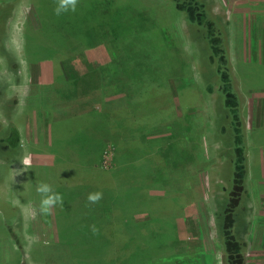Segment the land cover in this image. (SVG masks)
Returning a JSON list of instances; mask_svg holds the SVG:
<instances>
[{"label":"rangeland","instance_id":"rangeland-1","mask_svg":"<svg viewBox=\"0 0 264 264\" xmlns=\"http://www.w3.org/2000/svg\"><path fill=\"white\" fill-rule=\"evenodd\" d=\"M91 1L96 7H109L94 12L87 0L84 6L79 1L75 13L56 16V0H0V264H106L109 255L96 247V253L87 254L76 243L85 239V246L92 247L93 238L86 236V230L93 222L108 219L116 198H111L107 187L77 176L87 174L90 166L94 173L112 170L115 140L102 136L109 123L98 122L103 104L126 110L139 93L132 100L134 118L139 116L145 123L150 110L162 113L147 127L138 122L131 128L118 124L122 129L110 133L156 137L164 141V150L167 136L174 132L177 139L171 138L184 153V159L167 161L165 171L152 174L161 187L149 190L157 197L154 201H161L157 207L161 209L147 207L130 219L140 225V243L160 224L165 232L158 235L170 237L163 251L139 263L201 264V252L209 249L210 256L215 252L221 264H227L225 251L239 246L234 240L225 244L221 240L231 238L232 209L239 204V221L249 220L248 191L258 187L252 174L244 181L248 191L241 172L238 179H231L232 185L226 177L233 159L243 160L247 153L252 164L258 159L260 142L264 144V128L245 132L246 139L260 140L251 145L252 156L250 149L244 151L248 145L233 146L228 127V120L232 125L243 120L246 130V99L254 88L264 87V0H132L130 8L123 6L130 0ZM195 3L204 13L196 11ZM114 6L116 21L96 26L92 37L77 38V32L89 33L90 29L81 28L92 25V20L97 24L99 12L110 13ZM109 27L117 28L119 36L128 31L126 37L142 30L154 32L160 41L155 37L152 42L164 49L156 46L158 55L152 52L150 59L129 64L132 42L141 43L130 38L123 48L118 44L122 38L104 33ZM227 58L229 63L224 61ZM221 73L225 78L232 75L230 85L236 93L222 103L217 93ZM128 77L148 85L140 86ZM222 84L226 91L229 84ZM228 103L238 104L239 114H226ZM93 109L100 112L90 115ZM22 146L31 155L32 168L13 177L22 168ZM41 181L62 194L63 206L28 220L26 205H38L35 187ZM96 191L103 193V199L90 204L86 197ZM162 197L166 201L176 197L178 204L166 203ZM218 208L221 213L228 209L230 218H217ZM219 222H228L226 235ZM245 228L249 234L250 224ZM247 234L245 252L239 256L231 252L235 264H249L248 246L262 250V242L250 240ZM33 235L39 243H28L26 237Z\"/></svg>","mask_w":264,"mask_h":264},{"label":"trees","instance_id":"trees-1","mask_svg":"<svg viewBox=\"0 0 264 264\" xmlns=\"http://www.w3.org/2000/svg\"><path fill=\"white\" fill-rule=\"evenodd\" d=\"M80 2L83 3L86 0H79ZM90 3V9L99 11L103 9L104 7H109L104 5L101 6L98 4V7L93 4L94 1L87 0ZM102 2V1H101ZM99 3V2H98ZM196 4V3H195ZM100 5V7H99ZM133 5L132 0H130L129 3L124 4V8H130ZM121 6L120 9L123 7ZM196 11L199 13H204V8H202V5H197ZM116 6L112 7L115 9ZM119 9V10H120ZM107 11V9H106ZM110 13H100L101 17H98V22L97 24L92 20V25L90 26H85L84 28L81 29H90L89 33H80V37H77L79 39H87L88 37H92L93 30H95L96 26L102 25L105 23V25L112 24L114 21H116V18L118 16V11L110 10ZM93 14V13H92ZM121 17L119 16L118 19ZM117 19V20H118ZM109 29V30H108ZM106 29L107 33L104 32L108 36H115V39L121 40L122 38V44L118 43L121 45L123 48L125 47V42L128 43L130 38H132L134 41H139L141 43L140 46H136L133 42L131 47L130 52H128L129 58L127 59V62L129 64L140 60L144 61L146 59H150L152 55V52H154L156 55H158L159 52L156 51V46L157 44H154L151 40V38H158L160 41L159 37L154 32L148 31V30H142L141 32L135 33L134 36L129 34L128 37L124 36L127 33L123 34L122 36H119V33L117 31V28L113 27L111 30L110 27ZM74 30V29H73ZM75 32V31H73ZM82 35V36H81ZM75 38V40H79ZM91 40V38H89ZM100 39V38H99ZM157 40V41H158ZM157 43V42H156ZM154 47V49H152ZM157 49L161 51L164 49L162 46H157ZM224 52V51H222ZM223 56V55H222ZM224 57V56H223ZM133 61V62H132ZM226 63H229V59H224ZM219 62V64H221ZM128 64V65H129ZM127 65V66H128ZM146 69V68H145ZM130 72H136L134 69H129ZM223 73V72H222ZM218 76L219 82V87L217 89V93L219 94V101L222 103L224 102L227 98L228 95H231L230 93H234V88L230 85L232 84V75H227V78H225L223 75ZM226 73V72H224ZM133 73H131L132 75ZM227 74V73H226ZM130 76V75H129ZM130 80H135L140 86L141 85H148L147 83L140 81L138 82L137 78L133 79L131 77ZM226 82L229 84V87L224 90V85L222 83ZM150 86V85H149ZM207 90L212 92L213 87L212 85L207 86ZM236 94V93H234ZM140 96V93L137 95ZM135 94L133 96L137 97ZM132 99V98H131ZM132 99V100H133ZM132 100L130 101L129 104H127V109L122 110V109H115L109 105V103H104L102 108L103 110V116L98 122H107V133L103 134L102 136L108 137L110 139L115 140V153H114V163L112 164V170H99L98 172L100 173H94V167L90 166V169H88L86 172L87 174L80 175L77 177H80L83 181H85L88 184H95V185H103L109 189V193L111 194V198H116L114 205L111 207V212L109 214L108 219H99V221L93 222L92 225H95L96 228L98 229V232L93 234L91 231V228L89 227L88 230H86V236L88 238H93V241L91 240L92 244H89L92 247H87L85 246L86 240L81 239L78 240L76 245L81 248V251H85L87 254L91 253H96V250L94 247H96L101 254L105 253L106 255H109V260H106V264H140L142 259L147 258V257H152L155 254H159L165 246L167 245V242L170 237L167 238H161L157 232H165V228L163 225H159L158 228L154 231H150L145 237L143 242L140 243V240L142 241V237H139V227L140 225H137L136 222L132 219V215L142 209L152 208L156 212H158L161 208L157 209V207L160 206L161 201L156 200L154 201L153 199L156 197L155 195H152L150 193V188L151 186H154V188H160L161 183L159 179H156L152 177V174L155 172H159L161 170H166L168 168V162L170 161H176L180 159H184V153L180 151L179 148H177L178 142H173L171 137H174L177 139V136H175V133L173 132L172 135L168 137L167 141V149H162L163 144L162 142L164 141H158L154 137H149V139H146L148 136L147 135H142L139 139L137 138H131L126 133H116L113 132L110 133L111 131L117 130V128H121V126H126L127 128L134 127L136 123L138 122L141 124H146L145 127L151 125V120L155 119L156 116L161 114L160 110L156 109L151 113V110L149 113H147V116L150 118L144 123L142 119H138L139 116L134 118V113L131 110L132 106ZM228 106L225 108L226 114H229V116L232 117V115L239 114V109H237V105L235 106L234 104H231L229 106V103L227 104ZM115 106V105H114ZM225 106V103L223 104ZM101 110V111H102ZM100 112L99 110L93 109V113H98ZM153 114V116L151 115ZM156 114V115H155ZM128 116V117H127ZM123 117L125 121L123 122ZM127 117V118H126ZM115 119V121H113ZM228 120V118H226ZM116 120L118 122L116 123ZM234 121V120H233ZM93 122V121H92ZM95 122V120H94ZM120 124V125H118ZM228 127L233 131L232 135V142L233 146H242V149L244 147L245 142L243 139H245V128L243 126V120L241 125L233 124L232 122L228 120ZM242 127V129H241ZM17 137V142H18V135ZM147 136V137H146ZM16 144V143H13ZM246 158V157H245ZM93 160V159H92ZM91 160V161H92ZM90 161V162H91ZM231 170L229 171L228 177H226L229 181V184L232 185V180L231 179H236L237 174L239 172L242 173L241 180L244 182L245 181V176L247 173V169H245L246 165V160H239L233 159L231 162ZM243 167V168H242ZM84 171V172H85ZM153 171V172H152ZM245 172V173H244ZM238 179V178H237ZM138 187H135V186ZM245 185V182L243 183ZM246 188V186H245ZM244 188V189H245ZM157 198V197H156ZM159 199V198H158ZM167 197H162V201L165 200L166 203H173L177 205V198L176 197H171L168 198L169 201H166ZM158 205V206H157ZM164 207V206H163ZM234 212V215H232V223L229 228L230 230V236L231 238L226 239V237H222V242L225 244V241L229 240H234L236 243L239 244L236 248L232 249L231 252L235 253L237 256L241 255L243 251L245 252L247 248V237L246 234L248 231H246L245 225H248L249 220H247L244 217V220L239 221L238 217V206L232 209ZM222 210V213L220 209L216 211L217 218H220L222 215V220H225V217L230 218L226 216L229 213L228 209H225V211ZM235 217L238 219V221L235 219ZM130 221V229L128 226V222ZM223 224V225H222ZM219 222V227L222 229L223 228V233L226 230V226H224L225 222L223 223ZM222 225V226H221ZM239 228H238V227ZM237 228L238 231L240 232L243 228V232L239 234L237 233ZM222 231V230H221ZM166 232L167 229H166ZM169 233V232H168ZM225 234V233H224ZM239 234V235H238ZM226 235V234H225ZM102 241V242H100ZM83 248V249H82ZM148 250H143L147 249ZM224 253L225 255V261L227 264H235L233 263L234 260L230 259L231 252L229 253L227 250ZM105 255V256H106ZM102 256V255H101ZM138 261V262H137ZM237 263V262H236ZM75 264H84V263H75ZM154 264H159V263H154ZM238 264V263H237Z\"/></svg>","mask_w":264,"mask_h":264},{"label":"crops","instance_id":"crops-1","mask_svg":"<svg viewBox=\"0 0 264 264\" xmlns=\"http://www.w3.org/2000/svg\"><path fill=\"white\" fill-rule=\"evenodd\" d=\"M264 86V85H262ZM250 93V96H248V100L246 99L245 104V111H246V117H245V126L246 130L245 132H254L258 131L261 128H264V87H256L254 90H252ZM254 139H246L245 136V144L244 146L248 145V149L244 148V151L250 149L251 155L254 156L255 151L251 150V145L256 144L258 141H253ZM259 155L258 159L256 161H252V164L249 163V160L247 158L246 153V169L247 173L245 178L248 176L250 177V174L252 176H257V179H254L252 182L254 185H258L254 187L253 190H251V193L245 188L246 191H248V200H250V203H247V208L249 209L250 213L252 214L249 223L250 224V231L249 234H247L248 238L250 240L256 239L261 241L262 243V250H251V248L247 249V257L249 264H264V187L262 183H264V144L260 142V147L258 148ZM245 187V185H243ZM259 186H261V189H259ZM246 205V203H244ZM239 204H237L235 207H237ZM256 226H260L259 228H256ZM253 247V245H250ZM254 251H261V254H256ZM255 253V254H254ZM254 254V255H253ZM210 256L209 249H203V251L200 254V260L199 262L201 264H221V256H218L217 253L214 252V254H211ZM218 257V259H217ZM252 260V262H251Z\"/></svg>","mask_w":264,"mask_h":264},{"label":"clouds","instance_id":"clouds-1","mask_svg":"<svg viewBox=\"0 0 264 264\" xmlns=\"http://www.w3.org/2000/svg\"><path fill=\"white\" fill-rule=\"evenodd\" d=\"M78 2L79 0H56L53 12L56 16H61L69 12L75 13ZM22 147L25 153L20 158L22 168H20L21 170L16 172L13 177L20 172H26L32 168L31 155L28 153L26 146ZM35 191L39 195L40 199L38 205H33L31 202L26 205V207L29 209V214L27 217L28 220H35L38 215H49L58 205L63 206L64 199L62 194L57 192L51 184L41 181L36 185ZM86 198L90 204H96L103 199V193L100 191L90 192ZM90 228L93 234L98 232V229L95 225H91ZM26 239L28 240L29 244L39 243L38 236H28ZM44 243L47 244L48 242L44 241Z\"/></svg>","mask_w":264,"mask_h":264},{"label":"flooded vegetation","instance_id":"flooded-vegetation-1","mask_svg":"<svg viewBox=\"0 0 264 264\" xmlns=\"http://www.w3.org/2000/svg\"><path fill=\"white\" fill-rule=\"evenodd\" d=\"M242 203H243V201H241ZM233 208H235V207H233ZM226 219H227V217H225V220L224 221H226ZM225 223H227L228 224V222H225ZM226 225V224H225ZM232 262V261H231Z\"/></svg>","mask_w":264,"mask_h":264}]
</instances>
